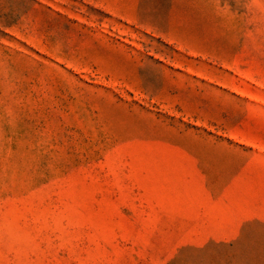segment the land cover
Here are the masks:
<instances>
[{
	"label": "rangeland",
	"instance_id": "1",
	"mask_svg": "<svg viewBox=\"0 0 264 264\" xmlns=\"http://www.w3.org/2000/svg\"><path fill=\"white\" fill-rule=\"evenodd\" d=\"M0 264H264V0H0Z\"/></svg>",
	"mask_w": 264,
	"mask_h": 264
}]
</instances>
